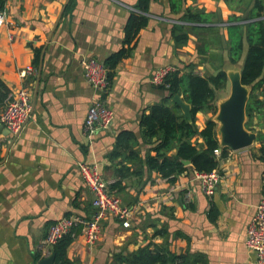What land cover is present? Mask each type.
I'll list each match as a JSON object with an SVG mask.
<instances>
[{"label": "crops", "instance_id": "crops-1", "mask_svg": "<svg viewBox=\"0 0 264 264\" xmlns=\"http://www.w3.org/2000/svg\"><path fill=\"white\" fill-rule=\"evenodd\" d=\"M136 4L7 1V22L0 27V111L7 94L23 87L30 92L32 111L13 137L0 126V264H40V245L51 223L63 216L95 213L92 193L78 171L81 162L98 164L110 192L132 208L133 216L125 227L109 215L92 246L77 231L67 249L68 258L77 264H118L117 253L147 242L173 255H187L189 264H258L256 253L247 247V229L262 198L264 90L254 92L249 128L257 138L252 145L232 150L221 146L217 135L223 156L216 157L221 178L212 196L200 190L191 162L174 182L148 169L146 157L154 154L157 141L148 140L140 125L142 114L168 96L166 89L151 83L159 67L172 65L179 74L193 71L208 77L231 65L224 26L186 29V43L177 45L172 24H186L181 19L186 10L201 11L209 24H225L247 15L254 2L182 0L173 9L172 0H149L147 25L108 77L104 97L114 115L112 123L90 139L82 125L94 90L81 61L95 57L104 62L123 46V29ZM247 50L245 41L240 71ZM26 67L32 71L23 75ZM216 105L218 110L217 100ZM177 113H182L180 108ZM215 115L199 112L197 127ZM217 128L218 123L216 133ZM121 131L133 135L128 147H117ZM190 140L203 142L199 135ZM174 154L175 149L168 152Z\"/></svg>", "mask_w": 264, "mask_h": 264}, {"label": "trees", "instance_id": "trees-1", "mask_svg": "<svg viewBox=\"0 0 264 264\" xmlns=\"http://www.w3.org/2000/svg\"><path fill=\"white\" fill-rule=\"evenodd\" d=\"M182 0H172L173 9L181 5ZM254 6L248 10L247 15L232 17L225 24H209L208 18L201 11H185L186 24H172V34L177 45L186 43L189 28H219L227 29L229 46V63L236 64L244 54V43H248L244 62L241 68V79L244 85L252 87L250 99L247 104V116L245 126L248 130L251 113L253 110V98L256 89L264 90V0H250ZM149 0H137L136 12L131 13L124 26L123 46L112 53L105 61L108 68V77L112 75L114 67L119 61L128 56L130 46L135 42L140 30L147 25ZM139 11V12H138ZM223 23V22H221ZM229 23V24H228ZM245 29V30H244ZM38 62V51L35 52L34 64ZM227 71L220 70L216 75L201 76L196 72L171 73L165 79L167 86L161 85L168 92V96L161 102L152 105L147 113H143L140 125L145 128L144 135L148 140L155 138L153 146L154 154L146 157L148 169L158 172L161 177L169 182H174L176 176L186 171L187 167L181 160H189L197 172H209L218 166V160L213 151L220 148L216 127L217 123L210 117L205 121L201 129L196 125V117L199 112L216 114V92L225 88ZM175 94L182 95L190 105L191 121H188L182 113H177L179 106L172 104L171 99ZM261 103L263 100L260 101ZM199 135L203 142L193 144L191 137ZM133 138L130 132L121 131L117 136V147H128ZM264 140V134H260ZM264 149V143L263 147ZM175 149L174 155L168 152ZM222 150V149H221ZM264 152V151H263ZM116 155L117 152H114ZM223 153L220 154V158ZM73 237L71 234L62 236L53 246L54 260L52 264H77L68 258L67 249ZM115 261L118 264H189L188 256L173 255L166 249H161L150 242L140 246L126 254L117 253Z\"/></svg>", "mask_w": 264, "mask_h": 264}, {"label": "built area", "instance_id": "built-area-1", "mask_svg": "<svg viewBox=\"0 0 264 264\" xmlns=\"http://www.w3.org/2000/svg\"><path fill=\"white\" fill-rule=\"evenodd\" d=\"M7 1L1 0L3 6H0V27L7 22L5 12ZM81 64L84 68V77L94 90V98L88 106L82 125L86 136L91 139L98 129L108 128L114 117L112 111L107 108L104 97L109 87L108 68L102 60L95 57L84 58ZM31 71V67H26L22 74L26 75ZM175 72H178V68L172 65L159 67L153 72L151 83L166 87L165 79ZM30 97L28 89L23 87L15 92H9L3 101L0 124L12 135L20 132L31 115ZM220 152V148L213 151L216 157L220 155ZM78 171L86 187L92 193L91 205L95 213L90 217L77 214L63 216L51 223L40 245V252L44 258L49 257L56 242L69 233L75 238L78 231L85 243L89 246L95 245L101 234L102 222L109 215L121 219L125 227L130 225L133 216L132 208L122 205L120 199L110 192L98 164L81 162L78 164ZM220 178L221 174L217 169L209 172H196L200 190L207 196L215 193ZM261 189L262 198L256 206L255 214L247 229V247L249 251L256 253L258 264H264V174Z\"/></svg>", "mask_w": 264, "mask_h": 264}, {"label": "water", "instance_id": "water-1", "mask_svg": "<svg viewBox=\"0 0 264 264\" xmlns=\"http://www.w3.org/2000/svg\"><path fill=\"white\" fill-rule=\"evenodd\" d=\"M228 79L230 80L229 95L218 104V111L214 120L218 123L217 135L220 145L229 147L232 150L241 149L250 146L257 138L255 132L246 128V107L250 95V87L244 85L241 79L240 70H228ZM183 115L188 121H191L190 105L179 94L172 97ZM1 127H3L0 124ZM5 135L12 136L8 129L4 128ZM13 139V138H12ZM13 141V140H12ZM11 141V142H12ZM184 165L190 164L189 160H182ZM54 252L49 257L40 260V264H52Z\"/></svg>", "mask_w": 264, "mask_h": 264}, {"label": "rangeland", "instance_id": "rangeland-1", "mask_svg": "<svg viewBox=\"0 0 264 264\" xmlns=\"http://www.w3.org/2000/svg\"><path fill=\"white\" fill-rule=\"evenodd\" d=\"M240 67H241L240 62H238L235 65L231 64L227 69L224 67V69H226L227 71L228 70H234L235 71V70H240ZM229 92H230V85H229V82H228L224 89L218 90L216 92V100L218 101V104L220 103V101H223L224 99H226V97L229 95ZM213 115H215V114H213Z\"/></svg>", "mask_w": 264, "mask_h": 264}]
</instances>
